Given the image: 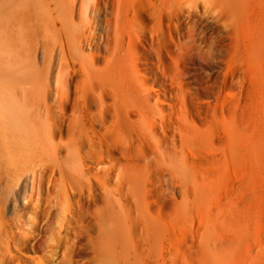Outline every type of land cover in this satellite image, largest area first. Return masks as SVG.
Returning <instances> with one entry per match:
<instances>
[{"label":"bare ground","instance_id":"6f19581e","mask_svg":"<svg viewBox=\"0 0 264 264\" xmlns=\"http://www.w3.org/2000/svg\"><path fill=\"white\" fill-rule=\"evenodd\" d=\"M229 1L0 0V264L18 250L9 213L47 165L71 264H264V99ZM226 41L241 93L195 99L184 60Z\"/></svg>","mask_w":264,"mask_h":264},{"label":"rangeland","instance_id":"374dc122","mask_svg":"<svg viewBox=\"0 0 264 264\" xmlns=\"http://www.w3.org/2000/svg\"><path fill=\"white\" fill-rule=\"evenodd\" d=\"M225 1L228 3L229 0ZM230 3L229 1L228 4ZM236 3L238 19L248 21L252 26L253 51L250 59L255 77V90L252 99L261 102L259 99H264L262 90L264 86V0H236ZM208 25L206 32H213L214 21L209 20ZM224 43L221 50L219 48L214 55L203 53L198 49L193 51L190 58L184 60L188 76L196 82L195 99H217L225 86L228 87L227 92L230 95L241 93L247 74L245 58L233 60L232 54L235 49L229 45L228 41ZM241 47L237 51L244 53V48ZM149 52L145 43L140 53ZM142 60L144 66L150 69L145 74L146 79L158 89L159 87L155 85L157 76L165 78L159 56L152 52V57H144ZM230 67L233 70L228 75ZM36 175V195L30 196L31 200L29 197L24 199L23 196H19L17 204L13 205V209L9 213V218L15 221L18 233V250L12 253L11 264H21L22 258L30 260L35 255L41 256L44 264H71L67 250L69 247H73V242L75 243L76 231L73 229L68 232L63 236L64 240L60 241L61 220L56 219V221L50 222L51 217H54L58 211L61 212L59 206L65 201L60 176L55 169L48 165L40 168ZM24 188L27 189L28 195L29 192H32V183L29 178H26Z\"/></svg>","mask_w":264,"mask_h":264}]
</instances>
